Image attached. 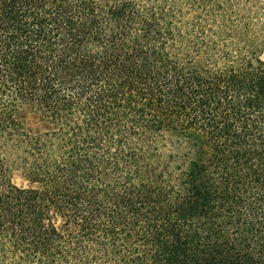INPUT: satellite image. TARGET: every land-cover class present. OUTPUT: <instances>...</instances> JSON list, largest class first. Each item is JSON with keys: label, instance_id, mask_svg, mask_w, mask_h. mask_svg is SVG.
Returning <instances> with one entry per match:
<instances>
[{"label": "trees", "instance_id": "16d2710c", "mask_svg": "<svg viewBox=\"0 0 264 264\" xmlns=\"http://www.w3.org/2000/svg\"><path fill=\"white\" fill-rule=\"evenodd\" d=\"M234 2L264 0H0V264H264V23Z\"/></svg>", "mask_w": 264, "mask_h": 264}, {"label": "rangeland", "instance_id": "374dc122", "mask_svg": "<svg viewBox=\"0 0 264 264\" xmlns=\"http://www.w3.org/2000/svg\"><path fill=\"white\" fill-rule=\"evenodd\" d=\"M263 4L264 2L255 3V4L234 2V3H231V7H233L235 10H239V12L241 13L251 12V15H252L251 24L256 29L257 33H259L264 23V5ZM232 17H233V14H232ZM232 24L234 26L236 25L235 22H233ZM262 59H264V56H262Z\"/></svg>", "mask_w": 264, "mask_h": 264}]
</instances>
